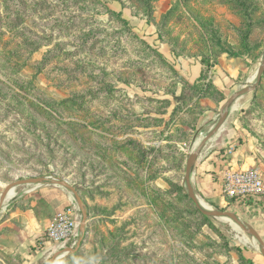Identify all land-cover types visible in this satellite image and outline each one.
Masks as SVG:
<instances>
[{
    "label": "rangeland",
    "instance_id": "374dc122",
    "mask_svg": "<svg viewBox=\"0 0 264 264\" xmlns=\"http://www.w3.org/2000/svg\"><path fill=\"white\" fill-rule=\"evenodd\" d=\"M263 55L264 0H0V197L42 178L0 208V264H264L254 236L204 218L183 182L197 138ZM246 96L225 121L229 154L264 180V71ZM56 181L81 198L84 231ZM195 193L257 231L258 215ZM68 205L76 236L45 243Z\"/></svg>",
    "mask_w": 264,
    "mask_h": 264
},
{
    "label": "crops",
    "instance_id": "0c3cea01",
    "mask_svg": "<svg viewBox=\"0 0 264 264\" xmlns=\"http://www.w3.org/2000/svg\"><path fill=\"white\" fill-rule=\"evenodd\" d=\"M224 85L226 84L224 83ZM211 114L206 113L204 120L214 119V117ZM236 134L237 133L235 128L229 127L228 124L224 122L220 131L215 135L216 137L213 141L215 146L211 148L208 152L203 150L202 153L200 154V159H198V161L195 162L192 171L191 181L195 189V192L199 193L201 197L211 198L216 202H220V199L222 200V198L224 197L221 190L222 187L221 171L227 167L230 169H239V170H245L250 168L251 163L249 162V159L243 156V152L240 149H237L233 156H231L232 153L228 155V157L226 158H224L223 156V152L225 151V149L228 148L230 149L233 147V145H235L234 141H236ZM72 198L70 197L69 199V203L71 204H72ZM236 203L237 205H239L240 208L246 211V213L248 214L253 213L258 215V218L255 223L257 224L258 227L257 231L259 235L263 238L264 236L263 195L254 200H248L245 202H236ZM74 208L77 210L76 207ZM75 236H76V229H75Z\"/></svg>",
    "mask_w": 264,
    "mask_h": 264
},
{
    "label": "water",
    "instance_id": "95a60500",
    "mask_svg": "<svg viewBox=\"0 0 264 264\" xmlns=\"http://www.w3.org/2000/svg\"><path fill=\"white\" fill-rule=\"evenodd\" d=\"M263 71H264V55L262 58L261 65L258 68L257 73H256L255 83L251 86H244V87L240 88L239 90L234 91L232 93V95L226 100L225 104L223 105V108L221 109V113H220L216 123L210 128L209 132L204 137H202V139L197 143L196 147H194L193 151L188 155V157L186 159V163H185L183 182L185 183V185L187 187L188 197L190 198V200L194 203L196 208L203 215H205V216H216V217H229L241 228V230L252 234L254 236V238L259 242V244L264 249V242L261 239V236L259 235V233L253 229H246L244 227V225L239 221V219L234 214L227 212V211L215 212V211H210V210L204 209L199 203L197 194L195 193V191L192 187V181H191V176H192L194 164H195L198 156L200 155L203 147L208 143V141L213 136H215L220 131V129L222 128L224 122L226 121V119L229 115V110H231L233 103L241 95L255 91L257 85L259 84V82L261 80V76H262ZM41 181H42V178L21 179V180L16 181L12 185L7 186L6 189L3 191V193L1 194V197H0V208L5 203V200L8 197V193L10 192L12 187H14L16 185L37 184ZM56 183L59 185H62L64 187H67L73 193V197L77 202V206L82 211V217L80 220V229H81V231H84L85 225H86V214L84 213V205H83L81 198L78 196L74 187L70 186L67 182L56 181ZM79 242L80 241H78V244H79ZM75 250H76V248L75 249L74 248H68L67 252H74ZM263 255H264V253H263ZM56 256H57V254L54 255L53 257H51L47 264H53V261H54Z\"/></svg>",
    "mask_w": 264,
    "mask_h": 264
},
{
    "label": "built area",
    "instance_id": "2783aa9c",
    "mask_svg": "<svg viewBox=\"0 0 264 264\" xmlns=\"http://www.w3.org/2000/svg\"><path fill=\"white\" fill-rule=\"evenodd\" d=\"M231 149H225L224 158L230 155ZM222 175V194L234 202L254 200L264 195V180L257 168L245 170L224 168ZM78 222L77 210L68 205L54 214L42 239L45 243H64L75 237Z\"/></svg>",
    "mask_w": 264,
    "mask_h": 264
},
{
    "label": "bare ground",
    "instance_id": "6f19581e",
    "mask_svg": "<svg viewBox=\"0 0 264 264\" xmlns=\"http://www.w3.org/2000/svg\"><path fill=\"white\" fill-rule=\"evenodd\" d=\"M256 73H257V71H255V72L249 77L248 82H249L250 84H251V83L253 84V82L255 81V79H256ZM246 94H247V93H246ZM246 98H247V96H246L245 94L241 95V96H240V97H239V98L233 103L231 110H232V111H236V110H238L239 108H241V107L243 106V104L245 103ZM232 111H231V112H232ZM200 136H201V137H198L197 140H196V142L194 143L193 148L196 147L197 143L202 139V134H200ZM14 194H15V192L10 191V192L8 193V197H7V198L12 197ZM198 200H199L200 205H201L204 209H207V205L201 201V198H199ZM228 219H229V218H228ZM229 220H230V219H229ZM231 222H232V221H231ZM244 232H245V231H244ZM246 233H248V232H246ZM249 234H250V233H249ZM251 235H252V234H251ZM251 242H252V241H251ZM253 242H254V241H253Z\"/></svg>",
    "mask_w": 264,
    "mask_h": 264
},
{
    "label": "trees",
    "instance_id": "16d2710c",
    "mask_svg": "<svg viewBox=\"0 0 264 264\" xmlns=\"http://www.w3.org/2000/svg\"><path fill=\"white\" fill-rule=\"evenodd\" d=\"M226 198H227V197H226ZM227 199H230V198H227ZM230 200H233V199H230ZM192 203H193V202H192ZM193 204H194V203H193ZM195 207H196V206H195ZM201 214H202V213H201ZM202 215H203V214H202ZM203 217L206 218V219L208 218V216H205V215H203ZM237 250L240 251L239 248H237Z\"/></svg>",
    "mask_w": 264,
    "mask_h": 264
}]
</instances>
